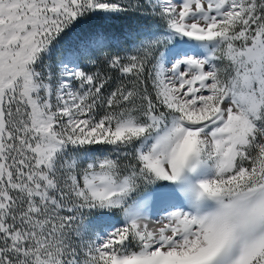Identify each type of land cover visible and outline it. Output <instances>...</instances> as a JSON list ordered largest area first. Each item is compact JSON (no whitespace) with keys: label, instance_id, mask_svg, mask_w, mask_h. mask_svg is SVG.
<instances>
[{"label":"snow or ice","instance_id":"obj_1","mask_svg":"<svg viewBox=\"0 0 264 264\" xmlns=\"http://www.w3.org/2000/svg\"><path fill=\"white\" fill-rule=\"evenodd\" d=\"M0 264H264V0H0Z\"/></svg>","mask_w":264,"mask_h":264}]
</instances>
